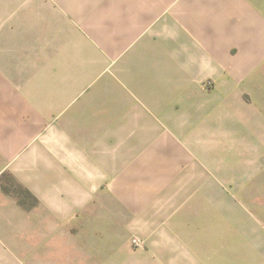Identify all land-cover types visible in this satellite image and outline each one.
<instances>
[{
    "label": "crops",
    "instance_id": "1",
    "mask_svg": "<svg viewBox=\"0 0 264 264\" xmlns=\"http://www.w3.org/2000/svg\"><path fill=\"white\" fill-rule=\"evenodd\" d=\"M4 173L0 264H264V0H0Z\"/></svg>",
    "mask_w": 264,
    "mask_h": 264
},
{
    "label": "rangeland",
    "instance_id": "2",
    "mask_svg": "<svg viewBox=\"0 0 264 264\" xmlns=\"http://www.w3.org/2000/svg\"><path fill=\"white\" fill-rule=\"evenodd\" d=\"M26 12L22 13L21 16L22 18L26 17ZM8 184L10 186H12L13 188L17 189L20 194H21V190L18 189V187H16L14 185V183H10L8 181ZM23 197L25 196L24 193H22ZM27 198V197H26ZM30 199V198H29ZM118 230H116L115 232V237H117V233ZM128 230H124L122 232V234H124V236H126L128 234ZM73 237L71 240H75V232L72 233ZM83 236H81V232L79 231L77 236L79 235V240L85 244L83 246L84 250L89 252V249L91 250V248L93 247V239H95V237H92L90 235L85 234V232H82ZM122 234L120 233L118 235V237H122ZM75 235V236H74ZM135 238L133 236V234H130L129 237L127 238V245L124 246L125 249H127L125 252L128 253L130 255V261L122 263V264H148V263H144L142 261V253L145 251V247L142 248V240L140 245H134L132 243V239ZM137 238V237H136ZM119 239V238H117ZM139 239V238H138ZM30 243L32 244V240H30ZM33 244L35 246V253L34 255H28L26 253V250H18V254L22 257L24 264H99L101 262H95V260L93 261L91 259V254L90 259L89 256H85L87 254H79V245H77V247L70 243L68 244V238L65 239V243L61 242V241H56V240H51L49 241L46 245H43L41 243V239L38 237H35V240L33 241ZM49 247V252H45V247ZM42 247V248H41ZM77 251V256H74V253ZM114 262H104V264H113ZM116 264H121V263H116Z\"/></svg>",
    "mask_w": 264,
    "mask_h": 264
},
{
    "label": "trees",
    "instance_id": "3",
    "mask_svg": "<svg viewBox=\"0 0 264 264\" xmlns=\"http://www.w3.org/2000/svg\"><path fill=\"white\" fill-rule=\"evenodd\" d=\"M8 181L11 183H14V185L16 187H18L19 190H21V194L20 192L13 188L12 186H10L8 184ZM0 182L2 183V188L6 193L12 194L14 196H16L20 202V204L24 205V206H28L26 199L29 198H33L32 195L25 189L23 188L19 183H17L11 176H6V174H2L0 176ZM22 193L25 194V196L23 197ZM27 197V198H26ZM30 205V204H29Z\"/></svg>",
    "mask_w": 264,
    "mask_h": 264
},
{
    "label": "built area",
    "instance_id": "4",
    "mask_svg": "<svg viewBox=\"0 0 264 264\" xmlns=\"http://www.w3.org/2000/svg\"><path fill=\"white\" fill-rule=\"evenodd\" d=\"M132 243L134 244V245H140L141 244V241H140V239H138V238H133L132 239Z\"/></svg>",
    "mask_w": 264,
    "mask_h": 264
}]
</instances>
